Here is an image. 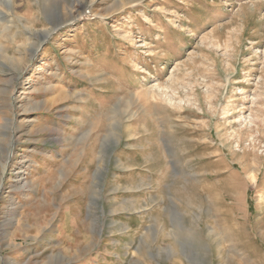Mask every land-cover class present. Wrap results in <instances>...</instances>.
I'll list each match as a JSON object with an SVG mask.
<instances>
[{
	"label": "rangeland",
	"instance_id": "374dc122",
	"mask_svg": "<svg viewBox=\"0 0 264 264\" xmlns=\"http://www.w3.org/2000/svg\"><path fill=\"white\" fill-rule=\"evenodd\" d=\"M12 1L0 264H264V0Z\"/></svg>",
	"mask_w": 264,
	"mask_h": 264
},
{
	"label": "bare ground",
	"instance_id": "6f19581e",
	"mask_svg": "<svg viewBox=\"0 0 264 264\" xmlns=\"http://www.w3.org/2000/svg\"><path fill=\"white\" fill-rule=\"evenodd\" d=\"M2 4H7V5H10V6H13V1L12 0H0V5ZM1 14V13H0ZM151 25V24H150ZM46 34L49 35V33L46 32ZM48 35H45V36H48ZM20 48V47H19ZM139 69V68H138ZM11 158V155L9 157V159ZM8 159V160H9Z\"/></svg>",
	"mask_w": 264,
	"mask_h": 264
}]
</instances>
